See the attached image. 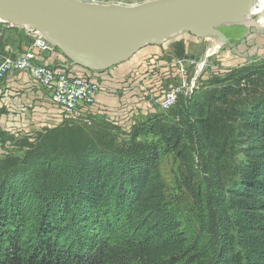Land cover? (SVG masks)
<instances>
[{
    "label": "trees",
    "instance_id": "16d2710c",
    "mask_svg": "<svg viewBox=\"0 0 264 264\" xmlns=\"http://www.w3.org/2000/svg\"><path fill=\"white\" fill-rule=\"evenodd\" d=\"M196 115L198 158L155 115L124 138L93 119L45 128L0 159V264H264V62L210 82ZM169 154L185 216L161 173Z\"/></svg>",
    "mask_w": 264,
    "mask_h": 264
},
{
    "label": "rangeland",
    "instance_id": "374dc122",
    "mask_svg": "<svg viewBox=\"0 0 264 264\" xmlns=\"http://www.w3.org/2000/svg\"><path fill=\"white\" fill-rule=\"evenodd\" d=\"M87 4L97 5L102 7H133L145 4H157L165 0H79ZM251 1H247L243 7L248 6ZM260 16L253 14L251 19L257 23ZM28 28V27H24ZM23 27L4 28L3 24H0V47L4 49L7 45H11L13 48H17V53H24L23 44L32 42V38L28 37L26 29ZM214 30L218 32L223 39L224 45L218 48L216 51L212 50L213 53L206 58V54L210 49L211 44L209 40L199 34H192L188 32H179L169 36L164 40L161 45L156 46L162 47L167 50L165 57L170 58L174 56V48L177 44H184L185 61L187 62V82H195V88L189 93L188 96H181L173 108L168 111H163L156 106L157 100L160 98L156 96V91H153V83L146 82L147 93L143 94L144 100L138 108L142 112L137 118L139 128H149L148 122L156 115L162 116L168 123L175 125L182 130L187 143L191 147L194 154L198 156L203 152L202 142L200 135L197 130V103L201 102L204 91L209 86L210 82L218 77H221L230 70L239 68L245 65L260 64L264 62V29L257 28L251 25H221L214 27ZM227 40V41H226ZM153 46V45H146ZM16 53V52H15ZM50 60L54 59V55L50 56ZM176 57V56H175ZM177 58V57H176ZM72 61V60H71ZM172 61L177 60H143L139 66L141 69V75L143 78L153 77L154 74L163 73L161 70L164 64L169 69L171 78L163 77L164 89L170 90L172 87L178 86L179 77L175 75L176 71L172 68ZM58 67L61 62H55ZM173 75V76H172ZM167 78V79H166ZM21 79L19 76L9 77L0 83V126H5L8 123L6 115L9 114L10 110L17 108L16 114L14 115V121L12 124H18V128L27 127L25 130L18 131L19 129L7 130L8 127H4L3 131L0 128V133L4 138L3 151L0 152V159L5 158L8 155L12 156H23L25 148L23 142H32L34 137L41 131L43 127H38L36 124H31L34 121L36 114L41 112L38 103L27 97L18 96L23 92L21 87H17L16 83H19ZM27 81V80H26ZM28 81V84H31ZM126 83V82H125ZM160 87V86H159ZM168 87V88H167ZM157 88V87H156ZM167 88V89H166ZM38 89V88H37ZM160 90V89H159ZM16 91V92H15ZM162 95V94H161ZM13 102H17L16 105ZM19 102V103H18ZM10 103V104H8ZM45 108V107H44ZM160 111V112H158ZM92 116L93 111H90ZM33 119V120H32ZM8 120V121H7ZM97 122L104 121L105 118H99ZM60 125V124H59ZM119 129L120 134L127 137L133 133V129L124 131L120 126H116ZM141 141L147 143H158L161 144L160 139L156 135L150 134L148 131L145 132L141 137ZM180 162L175 155H165L161 161V173L168 187L170 200L172 205L183 211V215L186 214V204L188 203V196L184 192L180 180ZM43 223V222H42ZM38 231H41L40 229ZM21 241L25 239L28 241L32 240V235L28 234L27 231L18 234ZM34 238V235H33Z\"/></svg>",
    "mask_w": 264,
    "mask_h": 264
},
{
    "label": "water",
    "instance_id": "95a60500",
    "mask_svg": "<svg viewBox=\"0 0 264 264\" xmlns=\"http://www.w3.org/2000/svg\"><path fill=\"white\" fill-rule=\"evenodd\" d=\"M242 2L165 0L102 7L79 0H0V18L40 31L74 64L99 71L175 33L198 34L225 25Z\"/></svg>",
    "mask_w": 264,
    "mask_h": 264
},
{
    "label": "built area",
    "instance_id": "2783aa9c",
    "mask_svg": "<svg viewBox=\"0 0 264 264\" xmlns=\"http://www.w3.org/2000/svg\"><path fill=\"white\" fill-rule=\"evenodd\" d=\"M6 28H12L2 23ZM26 29V28H24ZM28 37L32 38L31 45L24 53H13L9 47L0 49V83L9 77L27 76L32 86L46 93L52 107L60 115V124L73 126L90 124V111L97 102L101 92L98 71H90L81 66H56L54 60L64 55L40 31L26 29ZM54 59L50 60V56ZM172 61V68L179 77L178 86L165 91L157 100L156 106L168 111L176 106L181 96H188L195 88V82H187V62L177 58ZM4 140L0 137V152L3 151Z\"/></svg>",
    "mask_w": 264,
    "mask_h": 264
},
{
    "label": "crops",
    "instance_id": "0c3cea01",
    "mask_svg": "<svg viewBox=\"0 0 264 264\" xmlns=\"http://www.w3.org/2000/svg\"><path fill=\"white\" fill-rule=\"evenodd\" d=\"M30 45L31 42L24 43V51L28 50ZM7 47H9V49L13 53L18 52L17 48H13L11 45H7ZM166 55L167 50L163 49L161 46L158 47L156 45H153L146 47L145 45L125 61L111 66L107 69L99 70L97 72V76L101 83L102 89L97 96V102L93 108L91 119L95 121L99 118H105L107 122L116 126H120L124 131H129L134 126L138 125V122L136 120L140 115V112H142L140 109L138 110V108L141 107V105H146V103H141L144 100V97H142V95L148 92L147 91L144 93V91H146V82H148L149 84L151 82L153 83L152 85L153 87H155L153 91H156V89L159 88L160 90L158 89V91L156 92V96L161 97V94L166 91L164 89V85H162L164 80L163 77L171 78L169 69L165 64L161 69L163 73L160 72L161 74H154L152 78H143L139 65L143 63V60L177 59L175 55L170 56V58L165 57ZM54 62L56 61L54 60ZM57 62H61V66H72L73 64V62L65 55L59 57ZM89 70L94 71L91 69ZM28 81L29 80L27 76L21 77L19 83L16 84L18 85L17 87H21V89H23V92H21L20 94H15L14 97H16V95L23 96L30 98V100H32L31 103H33L34 100L38 103L41 112H38V114L35 115L36 117L33 118L34 121H32L30 125L36 124L38 127H43L44 129L53 128L59 125L61 122L60 115L52 107L48 95L35 88L34 86L28 84ZM13 104L16 105L17 102H13ZM16 110L17 108H13V110H10L9 114L6 115L8 116L7 119L9 121L7 120L8 123H5V126H0L3 131L5 130L4 127H8L7 130L9 131L14 129H19L18 131H22L27 128H18V124L14 125L11 123L14 121L13 119L14 115L16 114ZM12 112H14V115L10 114Z\"/></svg>",
    "mask_w": 264,
    "mask_h": 264
},
{
    "label": "bare ground",
    "instance_id": "6f19581e",
    "mask_svg": "<svg viewBox=\"0 0 264 264\" xmlns=\"http://www.w3.org/2000/svg\"><path fill=\"white\" fill-rule=\"evenodd\" d=\"M251 1L248 6L243 7V5L247 2ZM253 14L259 15L260 18L257 23H255L252 19L251 16ZM4 23V20L0 18V24ZM6 23V22H5ZM225 25L227 26H233V25H251V26H256L257 28L264 29V0H243L241 3L240 7L235 11V13L232 15L231 19L229 20L228 23ZM13 27H28L27 29H30V26L24 25H11ZM4 27V26H3ZM6 28V27H4ZM199 35L205 36L208 40L209 43L211 44L210 49L214 47L213 49L209 50L206 54V58L209 57L213 51H216L218 48L222 47L224 45L223 37L220 35L218 32L214 30V28H208L202 33H198ZM227 41V40H226Z\"/></svg>",
    "mask_w": 264,
    "mask_h": 264
}]
</instances>
